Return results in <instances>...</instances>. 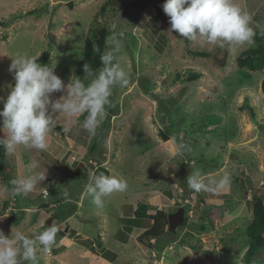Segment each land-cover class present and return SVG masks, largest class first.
<instances>
[{
	"label": "rangeland",
	"instance_id": "obj_1",
	"mask_svg": "<svg viewBox=\"0 0 264 264\" xmlns=\"http://www.w3.org/2000/svg\"><path fill=\"white\" fill-rule=\"evenodd\" d=\"M164 3L0 0V111L14 85L8 69L15 54L38 58L47 51V67L54 65V74L67 85L95 26L107 30L104 51L108 37L122 34L116 62L129 79L127 86L113 87L110 110L95 135L82 127L87 114L68 119L54 113L45 151L19 146L5 155L14 180L25 176L31 160L41 166L36 171L46 170L34 191L15 196L4 190L5 170L0 172L5 237L17 230L32 237L52 223L58 228L51 253L38 251L37 264H243L253 198H263L264 192V67L239 69L237 58L264 46V0L237 1L251 16L254 43L223 47L169 34ZM196 74L197 80H189ZM62 95L66 92L51 99ZM173 138L186 145L182 156L173 155ZM96 169L128 185L125 192L105 197L103 208L86 193ZM194 171L205 182L227 174L230 187L218 194L191 190L184 198ZM43 204L48 208L41 209ZM141 204L147 205V215L161 210L168 217L184 209L185 225L163 238L159 254L155 241H137L152 224L144 219L135 227L134 211ZM256 259L264 261V247Z\"/></svg>",
	"mask_w": 264,
	"mask_h": 264
},
{
	"label": "clouds",
	"instance_id": "obj_2",
	"mask_svg": "<svg viewBox=\"0 0 264 264\" xmlns=\"http://www.w3.org/2000/svg\"><path fill=\"white\" fill-rule=\"evenodd\" d=\"M162 11L169 18V34L175 32L189 41L199 39L204 44L221 47L225 44L254 43L251 16L242 10L236 0H165ZM121 40L122 34L108 37L109 47L100 55L102 68L87 85L75 76L64 85L54 74V65L51 68L42 66L35 56L15 54L8 69L13 74L14 85L3 100V110L0 111V131L4 133L0 146L5 152L12 155L19 146L45 151L55 121L54 113L63 114L68 119L86 113L82 127L90 135H95L97 128L107 118L106 106L111 103L113 87H124L129 83L128 73L116 62L122 48ZM84 72L93 75L88 65H84ZM61 91L66 95L51 99L53 93ZM171 142L174 145L173 155L182 156L186 145L176 143L175 138ZM40 167L38 161H29L25 165V176L11 182L14 185L11 191L6 186L4 190L13 196L34 191L46 179L45 169L36 171ZM186 184L196 193L218 194L230 187L231 178L226 174L219 180L209 179L205 182L203 174L194 171L187 177ZM127 186L123 178L100 174L86 186V193L97 208H103L105 197L123 193ZM42 190L48 194L45 188ZM57 233L58 228L53 223L43 231L33 233L32 237L19 230L5 237L0 231V264H37L38 251L50 254Z\"/></svg>",
	"mask_w": 264,
	"mask_h": 264
},
{
	"label": "trees",
	"instance_id": "obj_3",
	"mask_svg": "<svg viewBox=\"0 0 264 264\" xmlns=\"http://www.w3.org/2000/svg\"><path fill=\"white\" fill-rule=\"evenodd\" d=\"M112 1V0H111ZM104 9H102V12ZM107 36V30L100 26H95L91 31V37L87 38L84 41L83 47V55L82 59L75 70L74 76L80 78L82 82L85 84L87 80H85L88 76L84 72V65H88L92 70L93 75L98 73V71L102 68V64L100 62V55L104 52L105 46V38ZM260 39V36L258 37ZM99 49V51H97ZM195 55L199 57H207L206 53H195ZM49 59V53L43 52L39 57L37 62L42 66H47V61ZM237 66L239 69H246L250 72H260L264 67V46H261L259 49H248L243 52L237 58ZM199 75H193L189 77V80L194 81L197 80ZM89 83V82H88ZM86 83V84H88ZM148 90V87L147 89ZM262 90L264 91V80L262 81ZM106 109L110 110V105L106 106ZM84 115L80 116L82 119ZM112 115L110 117H113ZM99 141V137L97 140L93 141V145H91V152H93V148L97 145ZM181 142V141H180ZM95 149V148H94ZM5 155L6 152L2 146H0V172L4 173L6 168L5 163ZM8 167V166H7ZM99 169V168H98ZM98 169L94 171L95 176H98ZM107 175V172L105 171ZM93 182V179H92ZM192 193L191 190H184L183 197L187 198ZM263 198H253L252 204V219L247 225L245 229V235L247 237V250L244 254L243 264H264V261L256 259L259 252L264 247V192ZM49 205L43 204L40 208L47 209ZM147 205L141 204L134 211V223L135 227H138L139 223L144 219H148L152 221V224L144 230L137 238V241L141 244L150 243L151 241H155L154 248L157 253L161 252V244L162 240L166 235H174L173 233L168 231V221L167 215L163 211H156L154 215H147ZM185 221L181 224V227L185 225Z\"/></svg>",
	"mask_w": 264,
	"mask_h": 264
},
{
	"label": "water",
	"instance_id": "obj_4",
	"mask_svg": "<svg viewBox=\"0 0 264 264\" xmlns=\"http://www.w3.org/2000/svg\"><path fill=\"white\" fill-rule=\"evenodd\" d=\"M156 14L158 15V17H162L164 18L165 15L162 13V11L160 10V8H155L154 9ZM81 167L84 165H80ZM13 174L10 168H6L5 169V181H6V187L11 191L14 188V185H12V181H13ZM11 194V193H10ZM167 221H168V231L176 234V229L178 228V226H180L183 221H184V209L181 207L179 208L175 213L170 214L167 217ZM48 225V222H47Z\"/></svg>",
	"mask_w": 264,
	"mask_h": 264
},
{
	"label": "crops",
	"instance_id": "obj_5",
	"mask_svg": "<svg viewBox=\"0 0 264 264\" xmlns=\"http://www.w3.org/2000/svg\"><path fill=\"white\" fill-rule=\"evenodd\" d=\"M237 1H238V0H237ZM237 1H236V2H237Z\"/></svg>",
	"mask_w": 264,
	"mask_h": 264
},
{
	"label": "built area",
	"instance_id": "obj_6",
	"mask_svg": "<svg viewBox=\"0 0 264 264\" xmlns=\"http://www.w3.org/2000/svg\"><path fill=\"white\" fill-rule=\"evenodd\" d=\"M46 194V193H45Z\"/></svg>",
	"mask_w": 264,
	"mask_h": 264
}]
</instances>
